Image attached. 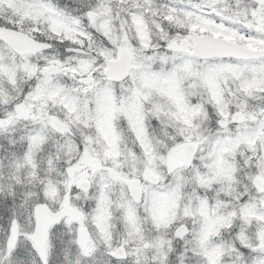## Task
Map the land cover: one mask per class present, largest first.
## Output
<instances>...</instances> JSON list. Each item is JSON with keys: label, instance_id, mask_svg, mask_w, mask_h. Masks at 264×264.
Returning a JSON list of instances; mask_svg holds the SVG:
<instances>
[{"label": "snow or ice", "instance_id": "6c2138e0", "mask_svg": "<svg viewBox=\"0 0 264 264\" xmlns=\"http://www.w3.org/2000/svg\"><path fill=\"white\" fill-rule=\"evenodd\" d=\"M0 264H264V0H0Z\"/></svg>", "mask_w": 264, "mask_h": 264}]
</instances>
